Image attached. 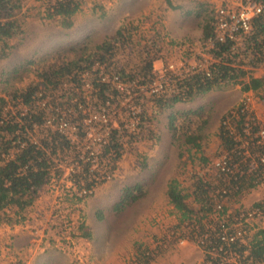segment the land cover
Here are the masks:
<instances>
[{"label": "rangeland", "instance_id": "rangeland-1", "mask_svg": "<svg viewBox=\"0 0 264 264\" xmlns=\"http://www.w3.org/2000/svg\"><path fill=\"white\" fill-rule=\"evenodd\" d=\"M20 1L21 32L9 41L10 48L5 51L8 54H0V98L7 100L6 113L27 112L29 107L20 108L21 102L15 106L11 96L35 82L42 59L65 48L94 46L126 26V32L138 39L142 36L140 39L146 38L149 43L157 39L162 50L153 63L152 75L137 76V80L120 76L129 81L124 82L129 85L125 91L113 81L108 97L101 99L94 93L95 73H91L84 74L81 87L76 88L85 101L78 109L70 106L73 103H60L74 96L76 86L72 82L63 84L56 102H51L50 95L44 98L50 122L57 127L62 117L70 128L64 134L43 124L29 133L30 138L38 142L47 137L49 130L57 131L71 145L59 159L56 168L60 173L55 172L39 190L33 204L18 215L9 210L0 214V264H204L207 252L212 257L220 256L223 262L229 258L240 264L235 253L231 257L221 253L225 258L217 250L201 247L198 239L183 236L191 233V220L183 219L184 212L170 203L167 191L175 182L182 193L191 194L185 209L190 218L196 215L189 211L200 207L193 193L199 179L219 186L212 196L217 210L227 205L222 219H238L235 211L239 208H252V213L264 208V170L249 191L244 189L233 198L223 196L233 190L231 178L229 189L220 183L221 177L230 172L223 170L225 161L233 157L222 152L218 138L222 117L230 109L239 110L237 115L246 114L253 122L257 120L259 130H264V83L249 91H242L240 85L217 88L162 112L152 106L153 98L163 94L171 97L177 92V82L188 74L190 66L211 63L210 43L202 40L203 24L214 16L222 0H79L80 10L68 20L47 18L50 0ZM2 46L0 41V50H5ZM119 57L124 59L123 53ZM134 59L138 61L137 57L131 58L129 68L134 66ZM97 69L95 65L93 71ZM252 71L264 80L263 66ZM111 75H118L113 66H102L98 74L106 78L104 83L111 80ZM140 78H145L146 83L137 86L136 81L143 80ZM36 103L31 102L35 111L40 110ZM101 114L106 115V120H100ZM231 119L225 123L233 130ZM258 131L250 139L238 138L242 141L240 147L246 146L250 153L252 164L255 162L250 171L264 162V155L257 159L260 153L249 151L250 143L259 139ZM124 132L136 138H121L118 157L113 148L105 153L113 137ZM193 134L201 136L200 150L186 142V137ZM93 155H97L95 161H80ZM208 155L211 160L203 164L201 158ZM242 161L246 159L232 162L230 173L234 176L229 177H236L237 171L243 169ZM78 164L77 171L82 175L75 180L74 174H68ZM256 203L260 206L256 207ZM202 222L205 224V219ZM236 224L244 228L246 224L253 233L264 229V215L250 216Z\"/></svg>", "mask_w": 264, "mask_h": 264}, {"label": "trees", "instance_id": "trees-1", "mask_svg": "<svg viewBox=\"0 0 264 264\" xmlns=\"http://www.w3.org/2000/svg\"><path fill=\"white\" fill-rule=\"evenodd\" d=\"M258 1L264 4V0ZM48 2L50 5L47 7V18L59 16L63 20H68L77 13L81 5L79 0H50ZM21 6L20 0H0V41L4 44L2 47L5 49L0 50L2 57L8 54L5 51L8 52V48H10L9 41L17 38L18 33L21 32V23L19 22ZM212 19L213 16L207 18L203 24V41L215 37ZM126 31L127 27L123 26L99 44L91 47L84 44L79 48L72 46L54 53L49 58L42 59L36 69L35 82L22 89L21 92L20 90L14 91L13 96H11V100H15V106L21 102L20 108L23 106L29 107L26 113L22 114L20 111H17V113L14 111L4 112L7 100L0 98V214L3 210H5V213L9 210L12 211L13 215H18L33 204L39 190L50 181L55 172L56 175L60 173V170L56 168L59 159L71 145L70 141L57 131L49 130L47 137L40 139L38 142H34L30 138L29 133L35 127L43 125L46 119L45 110L35 111L31 106V102L36 100V98H33L36 92L41 91L44 96L42 98L50 95L52 97L51 102H56V94L62 90L63 84L72 82L76 86L73 90L75 92L74 96L71 97V101H60V103H73L70 106L77 107L85 102L82 100L81 95L76 92V88L81 87L80 80L84 74L95 73L93 80L94 93L99 95L101 99L108 97L106 93L110 90L112 84L110 82L100 83L98 74L102 66L105 69L113 66L116 73L124 79H133L137 76L146 77L153 74V63L159 58V52L162 50L157 39L155 42L149 43L146 38L142 40L140 39L142 36H140L138 39ZM142 41L146 42L142 43ZM263 46L264 15H259L253 20V31L245 35L239 45L233 41L216 42L214 44L209 50L212 57L209 71H207L208 69H198L186 74L178 80L177 92L172 94L171 97L163 94L153 98L152 106L157 107L158 111L162 112L178 102L192 101L198 96L205 95L217 88H230L235 85H240L242 91L259 88L264 80L255 76L252 70L257 67H264ZM136 48H138V53L134 51ZM121 53H123L122 58L124 59L119 57ZM133 57H137L138 61L134 59V66L129 68L128 64ZM95 65H98L97 71H93ZM95 89L98 90L95 91ZM238 111L230 109L223 115V123L218 134L219 148L222 152L232 155V161L238 162L241 159H246L241 163V166H244L241 169L243 172L241 175L229 177V175H234L227 172V175L221 177L220 183L227 184V189L230 187L229 178H231L230 182L233 190L223 195L229 198L238 196L244 189L249 191L252 187H255L257 183L254 180H257L260 172L264 170V162L260 161L257 169L250 171L248 161L251 157L244 155L243 149L238 148L242 143L238 138L250 139L260 129V122L247 119L246 114L240 113L237 115L236 112ZM230 118H232L233 130H230L228 123H225ZM246 129L250 130L249 135L245 131ZM124 136H128L132 141L136 138L127 132L122 135L118 133L113 137V142L105 153L110 152L113 148L117 152L116 157L120 156L121 138H124ZM200 139L201 136L193 134L186 137V142L200 150L202 147ZM256 140L255 138L253 143H250L249 151L252 154H255L256 151L259 152L260 155L257 158L259 159L264 155V139L263 143L259 144L255 143ZM201 159L203 164L211 160L209 155ZM247 180H250L248 184L246 183ZM218 187L215 182L198 180L193 193H195V201L200 207L189 211L190 215H196V217L190 218L185 213V209L188 205L186 199L191 194L182 193L175 182L169 184L167 194L170 203L176 209L184 212L183 219L191 220V223L188 224V232L191 233L183 236L196 238V240H199L198 243L201 247L208 249V251L217 250L220 255L225 253L226 257H231L230 254L235 253L236 256H239L240 264L264 263V229L252 233L251 228L246 224L245 228L236 224L237 222H244L252 208H239L235 211L238 219H234L233 216L230 219L229 216L222 219L221 217L227 214V205L226 207L224 206L226 203L223 205L222 211L217 210L212 196V191ZM255 206L259 207L260 204L256 203ZM259 213L264 215L263 207H261ZM202 219H205V224ZM190 224H194V226L190 227ZM231 224L235 226L230 228ZM244 229L248 230L245 234L238 233ZM195 234L201 237H194ZM229 234L230 237L236 238L233 241L222 239V236ZM220 246L222 249H220ZM222 257L225 256L222 255ZM220 259V256L212 257L211 253L207 252L204 264H226V262L227 264H236L233 263L234 261H230L229 258L225 262ZM146 261L149 262L148 259Z\"/></svg>", "mask_w": 264, "mask_h": 264}, {"label": "built area", "instance_id": "built-area-1", "mask_svg": "<svg viewBox=\"0 0 264 264\" xmlns=\"http://www.w3.org/2000/svg\"><path fill=\"white\" fill-rule=\"evenodd\" d=\"M259 15H264V4L258 0H222V3L216 8L215 12H214V16L212 19V25L214 27V35L215 37H213V39L208 40L207 42L210 43V48H212V46H214V44L217 43H226L228 41H233L236 44H239L242 42L243 37L245 35L250 34L253 31V20L255 17L259 16ZM263 51H264V46H263ZM209 53V51H208ZM210 55V53H209ZM210 61L212 60V57L210 56ZM200 66H193V67H189L188 71H186L187 73H191L192 71H196L198 69H208L207 71H209V66L210 64L205 67H201ZM172 67V65H171ZM172 69V68H171ZM191 71V72H190ZM106 78H104L103 76H100V83H103ZM138 78L134 79L137 80ZM143 79L142 82L140 81H136V85L140 86L141 84L146 83V79L145 78H140ZM114 81V83H116L117 87L119 89H121L122 91L127 90V88L129 87L128 84L124 83V82H129V81H123L121 80L119 75H111V80H109L108 82L112 83ZM37 95V97H35ZM43 96V95H42ZM44 97V96H43ZM33 98H36L37 103L35 104V107L42 109V110H46L48 109L47 103H45L44 98L40 97L38 98V93H35ZM41 101V102H38ZM80 106V105H79ZM77 106L76 108L78 109ZM46 112V111H45ZM234 114V111H233ZM48 113L46 112V117L47 119H45L44 121V125H48L50 127H54L55 129L59 130L62 133H66L69 128H70V123L68 121H66L65 119H62V117L59 118V122L57 124V127L55 125H53L50 122V118L48 119ZM100 120H106V115L105 114H101V118ZM248 129H246L245 131L247 132V134H249V132L247 131ZM257 137H259V139L256 141L258 143H263V139H264V130H259L258 134L256 135ZM72 140H75V137L72 136L71 137ZM240 149H243V154L246 155L247 157H251L250 153L247 150L246 146H242L240 147ZM97 155H93V156H85V157H81L82 159H80V161H85V162H89V161H95V157ZM232 159L230 158L229 161H225V166L223 167V170H229L230 172L232 169ZM255 162L253 161L252 164V158H250V160L248 161V166L250 169V165L254 166ZM78 166H80L79 164L76 166V170L72 171V173H69L68 176L70 174H74V178L75 180L79 179L82 175V173H80V171H77V169L79 168ZM236 166V164L234 165ZM258 167V165L256 167H254L251 171L256 170ZM233 173V172H232ZM243 172L242 170H238L236 173V176L239 174L241 175ZM90 188V186H89ZM86 193V191H84ZM225 193V191H222ZM88 194V193H86ZM85 194V195H86ZM221 206H218V208ZM260 213L259 212H255L252 213V211L249 213L248 217L250 216H258ZM210 226V224H209ZM239 234H242V232H238ZM231 235H224L222 236L223 240H230L233 241L236 237H230ZM262 264V263H260ZM264 264V263H263Z\"/></svg>", "mask_w": 264, "mask_h": 264}, {"label": "crops", "instance_id": "crops-1", "mask_svg": "<svg viewBox=\"0 0 264 264\" xmlns=\"http://www.w3.org/2000/svg\"><path fill=\"white\" fill-rule=\"evenodd\" d=\"M190 249H191V248H190ZM192 257H193V256H192ZM192 259H193V258H192ZM192 259H191V262L193 263V260H192ZM200 259H201V258H199V261H200ZM203 260H204V259H203ZM203 260H202V261H203ZM195 263H196V262H195ZM195 263H194V264H195Z\"/></svg>", "mask_w": 264, "mask_h": 264}]
</instances>
